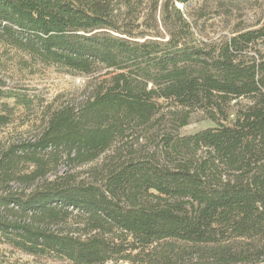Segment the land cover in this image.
Returning a JSON list of instances; mask_svg holds the SVG:
<instances>
[{
    "label": "trees",
    "instance_id": "obj_1",
    "mask_svg": "<svg viewBox=\"0 0 264 264\" xmlns=\"http://www.w3.org/2000/svg\"><path fill=\"white\" fill-rule=\"evenodd\" d=\"M158 3L0 0V31L29 61L111 69L82 106L0 153V242L73 264H264V52H251L264 24L208 43L173 0L160 24ZM2 98L31 101L0 86ZM164 108L179 122L153 150L114 146ZM194 112L215 125L181 135ZM113 146L94 180L57 171L60 152L80 165Z\"/></svg>",
    "mask_w": 264,
    "mask_h": 264
},
{
    "label": "rangeland",
    "instance_id": "obj_2",
    "mask_svg": "<svg viewBox=\"0 0 264 264\" xmlns=\"http://www.w3.org/2000/svg\"><path fill=\"white\" fill-rule=\"evenodd\" d=\"M149 1L144 0V4ZM173 1L182 10L184 16L192 22L196 36L208 43L220 42L238 31L257 28L264 24V0ZM162 2L163 0H159L156 15L160 24ZM139 20L144 23L146 17L142 16ZM147 20L152 22L151 19ZM14 44L8 40L4 33H0V86L13 89L31 101L28 105H24L16 101L15 98L0 99V113L6 112L1 102H8L11 107V111H9L10 121L6 124H0V153L13 143L26 141L39 134L45 127L47 116L53 110L62 106H74L76 108L82 106L94 96L100 86L106 83L104 80L110 77L107 72L111 70L99 66L91 73H81L35 59L29 61L27 53L17 49ZM252 50V53L257 50L264 52V39L253 45ZM160 101L163 104L166 102L163 99ZM247 101V99H242L243 103ZM232 118L234 115L230 117V119ZM155 120L152 127L147 129L144 127L132 128L131 130L135 131L134 135L137 136L133 135V139L116 142L114 146H118L124 153L130 149L137 150L144 146L153 150L155 148V144L152 142L153 137L157 136L158 138L162 132L174 130V125L179 122L175 114H171L166 108L162 109ZM214 125V122L205 117L202 112H194L189 122L179 127L177 132L181 135L189 134ZM156 140L159 141L160 139ZM114 146L98 159L80 165L69 161L65 152H60L57 171L60 174L70 172L78 180H94L101 171L103 164L111 160L116 148ZM43 154L55 156V152ZM51 177L54 176L51 175ZM13 185L18 186L16 183ZM0 264L73 263L66 258L49 254L27 253L6 242H0ZM106 264L128 263L119 261L107 262Z\"/></svg>",
    "mask_w": 264,
    "mask_h": 264
}]
</instances>
